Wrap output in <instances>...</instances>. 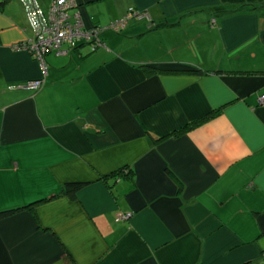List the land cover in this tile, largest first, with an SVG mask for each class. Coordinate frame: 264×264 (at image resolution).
Masks as SVG:
<instances>
[{
  "label": "crops",
  "instance_id": "0c3cea01",
  "mask_svg": "<svg viewBox=\"0 0 264 264\" xmlns=\"http://www.w3.org/2000/svg\"><path fill=\"white\" fill-rule=\"evenodd\" d=\"M74 1L43 75L0 0V264H264V0Z\"/></svg>",
  "mask_w": 264,
  "mask_h": 264
},
{
  "label": "built area",
  "instance_id": "2783aa9c",
  "mask_svg": "<svg viewBox=\"0 0 264 264\" xmlns=\"http://www.w3.org/2000/svg\"><path fill=\"white\" fill-rule=\"evenodd\" d=\"M24 6L31 37L14 45L13 49L24 50L38 62L43 75L46 74L45 55H67L80 42L89 43L92 49L101 45L100 35L105 31L118 33L123 30L128 21L138 14L128 9L123 17L110 21L106 25L85 27L78 12H71L76 6L74 0H52L48 9L43 10L36 0H20ZM44 84L43 77L26 81L20 85L24 89L37 90ZM16 86H8L15 88ZM259 103H264V94L258 97ZM130 212H119L115 221L128 220Z\"/></svg>",
  "mask_w": 264,
  "mask_h": 264
},
{
  "label": "trees",
  "instance_id": "16d2710c",
  "mask_svg": "<svg viewBox=\"0 0 264 264\" xmlns=\"http://www.w3.org/2000/svg\"><path fill=\"white\" fill-rule=\"evenodd\" d=\"M122 169L116 170L112 173H110L109 175H115L118 174ZM82 183L76 182V183H67L63 186L62 189V193H65L66 195H68L69 197H75L76 192L81 188ZM17 209H9V210H5V211H1L0 212V219L9 215L10 213H12L13 211H15Z\"/></svg>",
  "mask_w": 264,
  "mask_h": 264
}]
</instances>
